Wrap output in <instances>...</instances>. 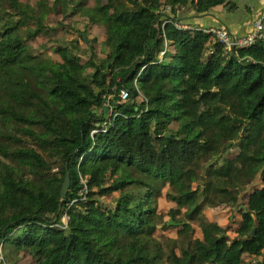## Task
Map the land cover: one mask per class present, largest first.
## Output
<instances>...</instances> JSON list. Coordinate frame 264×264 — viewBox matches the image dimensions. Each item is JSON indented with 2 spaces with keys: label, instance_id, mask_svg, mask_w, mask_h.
<instances>
[{
  "label": "trees",
  "instance_id": "1",
  "mask_svg": "<svg viewBox=\"0 0 264 264\" xmlns=\"http://www.w3.org/2000/svg\"><path fill=\"white\" fill-rule=\"evenodd\" d=\"M1 1L0 264H264V39L227 56L177 26L237 4ZM222 205L224 224L205 218Z\"/></svg>",
  "mask_w": 264,
  "mask_h": 264
},
{
  "label": "rangeland",
  "instance_id": "2",
  "mask_svg": "<svg viewBox=\"0 0 264 264\" xmlns=\"http://www.w3.org/2000/svg\"><path fill=\"white\" fill-rule=\"evenodd\" d=\"M0 7H1V9H2V7H4V3H2L1 0H0ZM163 14L166 15V8L164 9ZM164 15H162V16H164ZM159 19H161V18H159ZM70 36L71 35H68V38H70ZM73 38H76V37L73 36ZM43 41H44L43 38L38 39V41L32 45L33 51H38V52L44 51V49H45L44 45L46 44V41L45 42H43ZM98 41H99L98 43L101 44L102 39L100 38ZM80 45L82 47L84 46L82 43H80ZM37 61H39L40 63H44V60L42 58L40 60L38 59ZM30 80L32 81L35 89L40 92L41 89L35 83L34 78H31ZM236 154H237V150L232 148V149H229L228 151L222 153V158L223 157L233 158V157H235ZM221 162H222V159L219 161V163H221ZM203 178H205V174L201 173V179L204 180ZM198 183L201 184V181ZM172 207H174V205L172 203L168 202L167 200H165L164 197H161L159 199L158 211L161 213L162 217L161 218L159 217L156 219L157 222H155L156 224H155V227L153 229V232H154V235H156L158 239H161V241L164 240L166 237L174 238L176 236V234H175L176 229L175 228H164L165 222L167 221V219H168V221L170 219L168 217L167 212ZM230 215H231V211L227 210L224 205L218 206L215 208H210V209L206 208L204 211V216L207 220L216 221V222H219L220 224H224V222L226 221V218L228 219L230 217ZM62 220L65 223L67 220V217L64 216L62 218ZM191 225L193 227L194 235L199 236L198 226L196 225V223L193 222V223H191ZM228 234L232 235V233H228ZM17 264H31V259L28 255L25 257H23V256L19 257L17 259Z\"/></svg>",
  "mask_w": 264,
  "mask_h": 264
},
{
  "label": "crops",
  "instance_id": "3",
  "mask_svg": "<svg viewBox=\"0 0 264 264\" xmlns=\"http://www.w3.org/2000/svg\"><path fill=\"white\" fill-rule=\"evenodd\" d=\"M237 4L238 10L227 13L222 6L216 7L209 13L195 18L192 14H185V25L198 24L202 28L225 27L233 34H240L249 30L256 13L264 7V0H230ZM194 21V22H193Z\"/></svg>",
  "mask_w": 264,
  "mask_h": 264
},
{
  "label": "built area",
  "instance_id": "4",
  "mask_svg": "<svg viewBox=\"0 0 264 264\" xmlns=\"http://www.w3.org/2000/svg\"><path fill=\"white\" fill-rule=\"evenodd\" d=\"M177 26L183 28L189 27L185 24L182 26ZM204 31L207 33H212L215 39L221 44L223 53L229 56L238 49L250 47L254 45L257 40L264 39V7L256 13L254 19L251 22L250 29L245 33L233 34L225 27H208L205 28ZM128 96L129 94L127 89L121 88L119 90L118 97L121 101L127 100ZM105 102L107 106L108 99H106Z\"/></svg>",
  "mask_w": 264,
  "mask_h": 264
},
{
  "label": "water",
  "instance_id": "5",
  "mask_svg": "<svg viewBox=\"0 0 264 264\" xmlns=\"http://www.w3.org/2000/svg\"><path fill=\"white\" fill-rule=\"evenodd\" d=\"M98 97H99V93H98ZM108 109H109L108 106L104 107V115L105 116H106V114L108 112ZM235 122H237L238 124H243L244 123L243 119H236V118H235ZM244 130H245V128L242 129V133L244 132ZM165 135L168 136L167 134H165ZM233 143H234V141H228L227 143L224 144V147L225 148L230 147ZM211 164H213V161L207 163L205 165V167H208ZM263 170H264V165L259 169V171L257 173V177H260V175L262 174ZM69 185H70V177H69V173L67 172V164H66V173H65V176H64V180H63L62 186L60 188V197H61V199H64L66 197ZM173 223H174L173 220L170 218L167 224L171 225ZM253 233H254V228L251 230L250 235H253ZM244 238H246V236Z\"/></svg>",
  "mask_w": 264,
  "mask_h": 264
}]
</instances>
